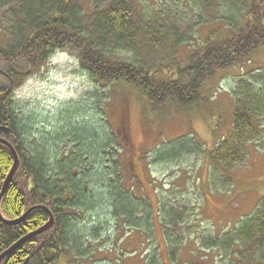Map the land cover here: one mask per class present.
Instances as JSON below:
<instances>
[{
  "label": "trees",
  "instance_id": "1",
  "mask_svg": "<svg viewBox=\"0 0 264 264\" xmlns=\"http://www.w3.org/2000/svg\"><path fill=\"white\" fill-rule=\"evenodd\" d=\"M91 1L90 23L83 33L79 28V6L71 0H0V4L7 7L6 11L15 17L9 27L10 34L16 33L17 24L23 25L18 40L5 47L0 43V78L8 82V85H0V137L12 144L19 163L1 196V214L6 220L16 219L30 207L44 205L54 216L50 229L30 237L5 255L0 264L93 260L96 247L93 250L90 242L97 238L105 241L101 235L105 228L101 224L109 218L113 220L115 237L118 233L114 251L118 252L119 262L128 255H138L142 258L141 264H163L153 227L154 214L160 223L169 259L170 255L184 249L180 246L183 232L176 212L162 213L158 200L155 211L147 193L142 189L141 195L134 193L139 183L133 174L126 173L127 168L126 172L120 170L115 158L121 149L113 138V128L109 134L106 125H100L97 131L82 123L54 128L52 122L44 123L46 120L31 115L30 105L14 98V88L24 82L30 70L40 72L55 51L74 53L80 63L91 61V64L81 65L87 66L95 84L104 91L113 84L109 88L108 102L119 87L133 86L148 105L159 108L166 107L171 101L183 108H199L206 102L212 78L217 73L238 67L240 73L236 77L240 75V78L231 94L232 125L228 135L220 138L211 152L214 168L226 172L241 164L249 143L262 144L264 140V65L259 66V70L244 68L259 51H264V0H193L195 5L202 4L206 10L215 2L222 6V10L216 9L217 16H204V21L199 24L215 23L206 33L204 42H194V39H200L194 36L195 20L186 26H178L177 21L162 22L157 28L160 39L149 35L148 29L142 36L147 46L142 45L144 50L140 48L139 51L148 52L151 57V54L162 52L167 43L171 46L167 66L171 75L163 79L157 76L166 69L164 63H143L138 68L113 57L112 50L136 43L137 31L129 30L137 21L133 2L110 0L98 9V0ZM191 42L194 44L188 45L187 51L183 50L182 60L176 49ZM21 61L29 68L23 73L17 65ZM57 118L53 117V120ZM105 123L110 126L107 116ZM4 127L8 130L7 135ZM122 130V126L119 127V135ZM192 146L195 151L196 146ZM182 148L178 153H183ZM12 163L10 149L0 143V191ZM109 167L115 169V177L111 172L107 174ZM228 182L227 178L224 185L228 186ZM48 219L46 210L41 207L32 209L19 223H6L0 219V253ZM94 219L104 220L99 226L90 222L92 227L83 222ZM134 231L141 239L138 247L123 246L127 234ZM209 232V239L204 244L218 247L220 256L223 252L231 264H264L263 199L237 223L217 231L212 228ZM112 261L116 259L109 257L108 264ZM195 261L192 264H210L204 256Z\"/></svg>",
  "mask_w": 264,
  "mask_h": 264
},
{
  "label": "rangeland",
  "instance_id": "2",
  "mask_svg": "<svg viewBox=\"0 0 264 264\" xmlns=\"http://www.w3.org/2000/svg\"><path fill=\"white\" fill-rule=\"evenodd\" d=\"M71 1L79 6L81 12L79 28L85 33L90 23L88 15L92 13V1ZM106 1L110 0H98V9ZM131 1L136 10L137 21L133 24V29L129 30L137 31L136 43L112 50L115 53L113 57L132 63L138 68H141L143 63L146 65L154 62L157 65L164 63L166 69L158 72L157 77L160 79L171 75L167 68L171 46L167 43L162 47L164 48L162 52L158 51L149 57L148 52L139 51L140 48L144 50L142 45L147 46L146 39L142 37L145 32L149 29V35L160 39V29L157 28H160L162 22L177 21L178 26H186L195 20L194 36L200 39H194V42H204L206 33L214 28L215 23L202 26L199 24L205 17L217 16L216 9L222 10V6L216 2L206 10L202 4L195 5L193 0ZM6 9V6L0 4V43L4 47L10 46L13 40H18L23 29V25L17 24L16 33L10 34L9 27L11 22H15V17ZM193 9L196 11L190 15ZM162 35L165 36L166 33L163 32ZM194 42L183 43L176 49L182 60L183 50L187 51L188 45H193ZM44 63V68L40 72L36 70L32 73L30 70V75L25 77L24 82L14 88V98L30 105L33 109L31 115L46 120L44 123L52 122L54 128L64 127L68 123L77 125L82 123L96 131L100 125H106L108 134L112 128L115 130L113 138L121 149L115 160H118L121 171L126 172L127 168L129 171L126 173H132L135 181L137 179L139 185L134 193L141 195L140 189L147 193L148 201L155 211L158 209L159 201L162 213L176 212L177 222L182 226L180 246L183 245L184 249L173 253L169 259L160 223L156 214L153 215V227L157 243L160 244L162 263L182 264L186 261L183 264H192L197 258L204 256L206 262L210 264H231L223 252L220 256L218 247L211 248L204 244V241L209 239V230L213 228L217 231L229 227L231 223H237L250 213L261 199L264 200V140L262 144L255 141L249 143L245 160L226 172L223 169L217 171L212 164L211 152L215 149L216 142L228 135L232 125L231 94L240 78V75L236 77L240 69L233 67L223 73H217L211 80L213 84L205 104L199 108L197 106L183 108L172 101L166 107L159 108L148 105L145 97L133 86L119 87L108 102L109 88L113 87V84H109L106 91L97 86L89 76L87 66L81 65L91 64V61L85 60L80 63L78 55L74 53L55 51ZM17 65L22 73L28 68L24 61ZM262 65L264 51H259L244 68L259 70L258 67ZM17 84L18 80L15 81V85ZM0 85H8L7 80L0 78ZM114 87L115 91L116 85ZM105 116L109 119L110 126L105 123ZM53 117L57 119L53 120ZM121 126L123 130L119 135L118 129ZM192 145L196 146L195 151ZM182 147L185 154L178 153ZM176 154L177 156L173 157ZM166 157L170 158L165 160ZM113 170L115 169L109 167L106 169L107 174L113 173ZM113 176L116 175L113 173ZM227 178L228 186L224 185ZM103 220L83 222L92 227L94 225L90 222L98 225ZM101 225L103 229L105 228L103 233L101 232L105 241L103 238L91 240L93 250L96 247L93 260L63 259L56 264H108L109 257L116 259L111 264H141L142 258L138 255H128L119 262L118 252L114 251L118 233L115 237L113 220L109 218ZM139 242L140 236L134 231L127 234L123 246L136 248Z\"/></svg>",
  "mask_w": 264,
  "mask_h": 264
},
{
  "label": "water",
  "instance_id": "3",
  "mask_svg": "<svg viewBox=\"0 0 264 264\" xmlns=\"http://www.w3.org/2000/svg\"><path fill=\"white\" fill-rule=\"evenodd\" d=\"M4 131H5V133L8 132L7 129H5ZM0 142L3 143V144H6L8 146V148L10 149V153L13 156V167L7 173L6 179L4 180V182H3L2 186H1L2 187L1 188V191H0V200H1V198H2L1 196L3 195V193L5 192V190L7 189V184L12 179L13 173L15 172V169H16V167L18 165L17 164L18 163V155L15 153L12 144L8 143L6 140H3L1 138H0ZM40 207L46 210V212L48 214V217H49L48 221L45 222L44 224H42L41 227H39L38 229L32 230L29 233L21 236L17 241H15L11 245H9L8 248L4 249L2 251V253L0 254V260L5 255H8L10 252L14 251V249L18 248L22 243L26 242L30 237H32L34 235H37V234L41 233V231L50 228L51 224L53 223L52 212H50V210L46 206H44V205L30 207L27 211H25L22 215H20L16 219H8V220H6V219H3V217H1V215H0V219H2L4 222H6V223H14L15 224V223H19L20 221L24 220L25 217L29 214V212L32 209L40 208Z\"/></svg>",
  "mask_w": 264,
  "mask_h": 264
},
{
  "label": "bare ground",
  "instance_id": "4",
  "mask_svg": "<svg viewBox=\"0 0 264 264\" xmlns=\"http://www.w3.org/2000/svg\"><path fill=\"white\" fill-rule=\"evenodd\" d=\"M230 66H231V65H230ZM3 129L5 130V129H7V128L4 127ZM4 132H5V131H4ZM5 134L7 135L8 133L6 132ZM0 138L3 139V140H6V138H2V137H0ZM6 141H7V140H6ZM0 143H1V142H0ZM8 143H9V142H8ZM1 144H3V143H1ZM4 145L7 146L6 144H4ZM7 147H8V146H7ZM17 164H18V165H17L15 171H17V168H18V166H19V163H17ZM12 165H13V163H12ZM12 167H13V166H12ZM12 167H11V168H12ZM14 173H15V172H14ZM14 173H13V174H14ZM13 176H14V175H13ZM5 179H6V178H5ZM3 182H4V181H3ZM9 182H10V181H9ZM37 229H38V228H37ZM35 230H36V229H35ZM43 231H44V230H43ZM41 232H42V231H41ZM39 234H40V233H39ZM37 235H38V234H37ZM34 236H35V235H34ZM28 240H29V239H28ZM1 253H2V252H1ZM1 253H0V254H1Z\"/></svg>",
  "mask_w": 264,
  "mask_h": 264
}]
</instances>
